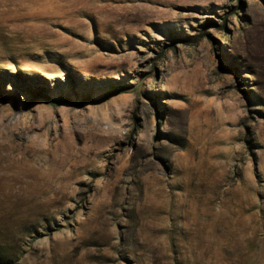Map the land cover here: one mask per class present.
Instances as JSON below:
<instances>
[{"label":"rangeland","instance_id":"rangeland-1","mask_svg":"<svg viewBox=\"0 0 264 264\" xmlns=\"http://www.w3.org/2000/svg\"><path fill=\"white\" fill-rule=\"evenodd\" d=\"M0 264H264V0H0Z\"/></svg>","mask_w":264,"mask_h":264}]
</instances>
